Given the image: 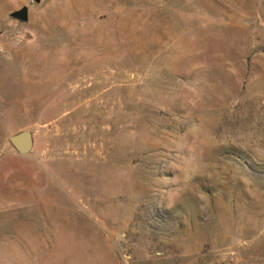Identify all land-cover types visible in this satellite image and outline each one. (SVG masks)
Wrapping results in <instances>:
<instances>
[{"label": "rangeland", "instance_id": "374dc122", "mask_svg": "<svg viewBox=\"0 0 264 264\" xmlns=\"http://www.w3.org/2000/svg\"><path fill=\"white\" fill-rule=\"evenodd\" d=\"M0 264H264V0H0Z\"/></svg>", "mask_w": 264, "mask_h": 264}, {"label": "water", "instance_id": "95a60500", "mask_svg": "<svg viewBox=\"0 0 264 264\" xmlns=\"http://www.w3.org/2000/svg\"><path fill=\"white\" fill-rule=\"evenodd\" d=\"M38 2L39 0H35ZM10 17L20 22L28 20V9L26 6L21 7L10 13ZM12 147L21 155L30 153L33 147V135L29 130H21L9 137Z\"/></svg>", "mask_w": 264, "mask_h": 264}]
</instances>
